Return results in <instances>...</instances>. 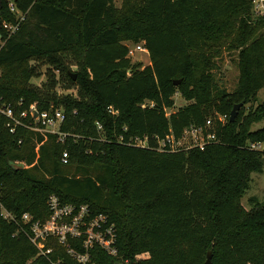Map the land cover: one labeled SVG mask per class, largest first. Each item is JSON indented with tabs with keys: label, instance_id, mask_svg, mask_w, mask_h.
Segmentation results:
<instances>
[{
	"label": "trees",
	"instance_id": "obj_1",
	"mask_svg": "<svg viewBox=\"0 0 264 264\" xmlns=\"http://www.w3.org/2000/svg\"><path fill=\"white\" fill-rule=\"evenodd\" d=\"M117 1L0 0V22H17L9 2L23 16L0 50V107L17 118L32 105L64 116L57 133H10L0 114V205L16 221H42L55 196L106 216L118 255L95 247L88 264H205L208 252L210 264H264V202H240L250 175L264 171V154L248 149L264 142V126L251 129L264 121V100L253 105L264 89V20L251 19L250 0ZM126 43L141 44L149 65L131 63ZM223 51L236 53L232 92L213 74ZM63 82L75 96L57 94ZM176 94L187 104L167 116ZM207 120L217 142L204 151L153 149ZM21 122L33 124L29 115ZM143 137L151 148L128 145ZM35 256L18 224L0 216V264Z\"/></svg>",
	"mask_w": 264,
	"mask_h": 264
},
{
	"label": "built area",
	"instance_id": "obj_2",
	"mask_svg": "<svg viewBox=\"0 0 264 264\" xmlns=\"http://www.w3.org/2000/svg\"><path fill=\"white\" fill-rule=\"evenodd\" d=\"M251 19L264 20V0H250ZM8 8L10 13L16 17V24L12 25L7 22H0V50L5 42L18 31L19 23L23 20L22 14L17 10L14 3L9 2ZM147 51L140 45L128 49V56L134 53ZM143 104L141 107L144 108ZM151 106V105H149ZM0 114L7 119L6 126L10 133H13L15 127L35 130L38 132L57 133L54 130L64 120L63 113L55 110L53 112H37L34 105L29 107L28 112L19 114L15 117L9 106L0 107ZM29 115L33 124H24L22 118ZM225 116L219 117L220 122H224ZM217 142L215 133L212 131V122L207 120L202 127H188L184 129L179 137L172 134L165 136L163 139H155L153 149L161 153H178L196 149L204 151L208 146ZM141 149H149L151 145L148 137L142 139H131L128 143ZM250 151L264 154V142L249 143ZM67 155L62 154L61 161L66 164ZM49 215L42 221H35L33 217L24 214L19 220L7 212L0 205V216L5 221H15L18 229L28 238V241L36 249L35 258L45 259L49 264H68L64 262L62 256H67L74 264H88L91 258V251L95 247L101 249L107 256L116 258L117 234L116 230L109 222L106 216H92L87 206L75 207L74 205L62 204L55 196H50L47 200ZM62 250V253L60 252Z\"/></svg>",
	"mask_w": 264,
	"mask_h": 264
},
{
	"label": "rangeland",
	"instance_id": "obj_3",
	"mask_svg": "<svg viewBox=\"0 0 264 264\" xmlns=\"http://www.w3.org/2000/svg\"><path fill=\"white\" fill-rule=\"evenodd\" d=\"M120 1L116 2V6L120 5ZM128 49H132L133 47L141 44H129L126 43ZM131 60V63H140L142 67L149 65V57L147 53L136 52L133 56H128ZM236 53H227L226 51L222 52V55L219 60L216 61V69L213 71L215 80L220 88H224L227 92H232L238 81V70L236 67ZM46 67L42 66L41 68V76L37 79H32L31 83L36 86H41L45 82L46 77ZM71 71H75V67H71ZM72 87V86H71ZM66 85L63 82L60 84L56 90L57 94H71L75 96L76 92L74 88L66 90ZM264 100V89L259 91L257 94V102L253 104L254 107L257 103H261ZM174 107L172 109H167L165 111L168 116L171 113H174L179 108L185 106L187 102L181 97L180 94H176L173 97ZM249 106H245V111H248ZM264 126V121L256 123L252 125L251 129L256 130L262 128ZM54 130H58L56 127ZM255 199L260 203L264 202V171L261 174H251L250 175V183L248 185V189L246 190L244 196L241 199V205L245 210H249L251 207L249 205V200ZM141 257H146L142 255ZM26 264H32L29 260Z\"/></svg>",
	"mask_w": 264,
	"mask_h": 264
},
{
	"label": "water",
	"instance_id": "obj_4",
	"mask_svg": "<svg viewBox=\"0 0 264 264\" xmlns=\"http://www.w3.org/2000/svg\"><path fill=\"white\" fill-rule=\"evenodd\" d=\"M72 79H73V81H75L76 75H72ZM179 83H180L179 80L178 81H174V85L175 86L178 85ZM242 106H243L242 103L233 106V108H232V110H231V112L229 114V122H234V120L237 117L238 111L240 110V108ZM15 167H16V169H20L21 168L19 166H15ZM210 262H211V252H208L207 256H206L205 264H210Z\"/></svg>",
	"mask_w": 264,
	"mask_h": 264
}]
</instances>
